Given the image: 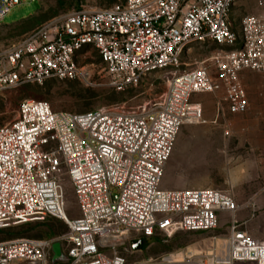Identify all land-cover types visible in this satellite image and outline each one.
Segmentation results:
<instances>
[{
  "label": "built area",
  "instance_id": "built-area-1",
  "mask_svg": "<svg viewBox=\"0 0 264 264\" xmlns=\"http://www.w3.org/2000/svg\"><path fill=\"white\" fill-rule=\"evenodd\" d=\"M34 0H0V23L16 6ZM239 0H124L105 9L74 8L20 41L0 44V99L26 84L85 77L78 58L98 52L111 85L125 90L144 78L170 73L167 92L141 110L103 108L55 111L44 100L22 99L17 115L0 126V229L46 217L63 219L68 231L47 238L0 242V264H126L125 241L176 231H212L229 216L228 233L210 247L176 252L135 264H264V240L236 218L234 194L217 188L163 189L161 181L182 127L204 120L196 93L225 91L228 112L249 108L241 81L245 70L264 73V0L260 12H231ZM216 44L207 62L184 69L182 54L193 43ZM67 175L79 217L67 215ZM124 247V248H123ZM181 253L176 258L174 254ZM57 263V262H56Z\"/></svg>",
  "mask_w": 264,
  "mask_h": 264
},
{
  "label": "rangeland",
  "instance_id": "rangeland-1",
  "mask_svg": "<svg viewBox=\"0 0 264 264\" xmlns=\"http://www.w3.org/2000/svg\"><path fill=\"white\" fill-rule=\"evenodd\" d=\"M124 0H34L16 6L0 23V44L12 45L40 26L74 8L105 9ZM257 0H239L230 20L235 31L242 18L260 12ZM24 18V19H22ZM16 21L14 23H11ZM9 23V24H4ZM216 44L195 42L182 54V70L199 66L209 60V70L216 73L212 57ZM85 77L43 85L26 84L10 90L0 99V126L15 119L22 99L47 101L55 111L83 113L103 108L134 111L147 109L163 100L171 74L162 73L144 78L139 84L117 90L110 83L105 64L98 52L89 50L78 58ZM241 81L249 93L251 106L244 114H231L225 91L196 93L204 110V120L185 124L177 137L168 160L161 187L163 189L217 188L234 194L240 206L236 214L239 223L249 234L264 240V73L245 70ZM67 215L78 218L80 213L71 183L65 175ZM229 216L212 231H176L171 236L158 233L154 238L140 239L132 244L133 236L121 250L126 264L138 260L159 258L176 252H197L210 247L211 237L228 233ZM68 231V224L60 218L46 217L0 229V242L20 237L47 238ZM123 247V248H124ZM55 264H62L57 262ZM246 264V263H239Z\"/></svg>",
  "mask_w": 264,
  "mask_h": 264
},
{
  "label": "water",
  "instance_id": "water-1",
  "mask_svg": "<svg viewBox=\"0 0 264 264\" xmlns=\"http://www.w3.org/2000/svg\"><path fill=\"white\" fill-rule=\"evenodd\" d=\"M52 250H53V257H52L53 263L63 261L67 258L66 255L63 253L60 241L54 242L52 246Z\"/></svg>",
  "mask_w": 264,
  "mask_h": 264
},
{
  "label": "crops",
  "instance_id": "crops-1",
  "mask_svg": "<svg viewBox=\"0 0 264 264\" xmlns=\"http://www.w3.org/2000/svg\"><path fill=\"white\" fill-rule=\"evenodd\" d=\"M22 19H24V18H22ZM14 22H16V21H13V22H11V23H14ZM4 24H9V23H4ZM247 94H248V98H249V93L247 92ZM193 101H194V100H193ZM194 102L199 103V101H196V100H195ZM250 106H251V101H250V99H249V108H248L247 112L249 111Z\"/></svg>",
  "mask_w": 264,
  "mask_h": 264
},
{
  "label": "bare ground",
  "instance_id": "bare-ground-1",
  "mask_svg": "<svg viewBox=\"0 0 264 264\" xmlns=\"http://www.w3.org/2000/svg\"><path fill=\"white\" fill-rule=\"evenodd\" d=\"M174 256H175L176 258H179V257L182 256V254H181V253H177V254H174Z\"/></svg>",
  "mask_w": 264,
  "mask_h": 264
}]
</instances>
